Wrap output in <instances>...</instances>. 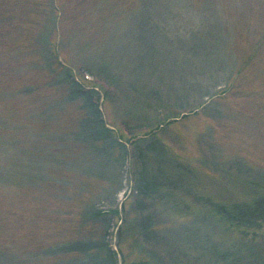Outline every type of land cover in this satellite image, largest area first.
<instances>
[{
    "label": "rangeland",
    "instance_id": "rangeland-1",
    "mask_svg": "<svg viewBox=\"0 0 264 264\" xmlns=\"http://www.w3.org/2000/svg\"><path fill=\"white\" fill-rule=\"evenodd\" d=\"M50 133L86 160L57 264H264V0H0V264L55 240L10 156Z\"/></svg>",
    "mask_w": 264,
    "mask_h": 264
},
{
    "label": "trees",
    "instance_id": "trees-1",
    "mask_svg": "<svg viewBox=\"0 0 264 264\" xmlns=\"http://www.w3.org/2000/svg\"><path fill=\"white\" fill-rule=\"evenodd\" d=\"M22 90L27 91L26 88ZM50 113L52 114L53 112H46L45 114L47 117L48 116L50 117ZM51 117L53 116L51 115ZM19 127L20 126H18V129H21V127L20 128ZM26 132H28L27 129ZM146 134H148V132ZM42 135L45 136V140L47 142L42 143L41 140L38 141L37 138L31 137L32 144L38 145L39 143V146L36 148H31L29 152L28 150H26L27 154L24 152L25 155H29L31 153L32 158L29 157L23 158L21 154L24 155V153L19 151V147H21V145L13 147L14 149H18V151H16L18 157H15L14 155H10L13 159L11 169L19 174L17 184L18 183L20 184L19 187L21 188V191L25 190L28 193L30 191L34 199L36 201L41 202L40 206L46 205L45 207L51 209V220L54 228L55 240L54 239L50 240V242L47 245H45L41 250L37 248L35 250L30 249V253H28L26 248L24 250V247L23 246L21 247V245H19L20 250H24V252L22 253L20 252L18 254L21 255V257L27 255L33 260H39L40 264H57L58 261H61L63 263V259H66L69 256H75L74 253L76 252H84V248H82L78 244L76 247H73L72 245L76 242L71 241L72 238L67 235V233L70 231L71 221H69L70 214L66 205L62 203L63 205H61V207H55L52 203L46 201L47 197L45 195H42V193L43 191L46 190L49 191V187H50V192L53 194L52 200L68 201L69 199H71L68 192L69 184H70L69 180L71 179V177L68 176L69 174H75L70 172L72 170V166L75 167L80 162L82 165L83 161L86 160L81 156L78 163H76V159L72 161L73 155L70 152L68 154H62L64 153L63 147H68L70 151L74 149V147L70 146V143L74 140L79 141L77 137H74L73 135H69V133L66 134L65 138L61 137L60 135L59 136L56 135V133L55 134L50 133V135H46V134H42ZM24 137L29 138L26 136V133ZM132 137H137V135ZM66 140L69 141V145H66L64 143ZM20 143H21V139H20ZM21 162L23 163L19 165ZM15 168H17L18 170ZM56 170L60 171L59 175H54ZM58 185L63 187L60 190L63 193V195H59V197H57L55 191V189L57 188L56 186ZM81 213L83 217L82 220H84V222L83 221L81 222L82 228L80 229L84 230V233L87 230V227H84V223L86 225L90 223L88 221L94 223V219L102 215L101 212L97 213L95 211L93 212L82 211ZM81 230H79L80 233H82ZM43 232L44 234L49 235V233H47V230ZM79 240L85 241L83 239H79ZM85 252H87V250H85ZM34 257H37L39 259H34Z\"/></svg>",
    "mask_w": 264,
    "mask_h": 264
}]
</instances>
